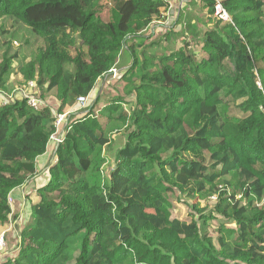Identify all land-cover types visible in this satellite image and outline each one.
I'll return each instance as SVG.
<instances>
[{"label":"trees","instance_id":"16d2710c","mask_svg":"<svg viewBox=\"0 0 264 264\" xmlns=\"http://www.w3.org/2000/svg\"><path fill=\"white\" fill-rule=\"evenodd\" d=\"M200 1L212 23L205 56L188 41L161 55L142 48L167 0H0V18L38 37L22 78L55 91L58 104L0 102V232L11 191L36 173L54 115L88 96L86 112L69 115L31 222L0 264H264V0ZM215 2L231 22L213 15ZM107 7L114 20L101 19ZM122 52L129 80L97 110V82ZM12 59L0 61V92ZM111 133L124 140L103 172Z\"/></svg>","mask_w":264,"mask_h":264},{"label":"rangeland","instance_id":"374dc122","mask_svg":"<svg viewBox=\"0 0 264 264\" xmlns=\"http://www.w3.org/2000/svg\"><path fill=\"white\" fill-rule=\"evenodd\" d=\"M180 4L182 9L179 11L178 17L174 12L171 14L172 17H170L168 21V25L174 26V24H176L175 30L173 31V27L166 28L167 30L172 29L169 31V34H166L163 32L165 31L164 29H155L152 31L151 27L153 26L151 25V27L145 31L146 38L144 44H142V48H145L148 52L153 54L161 55L167 51L169 52L170 49H178L183 43L188 41L187 49L190 52L196 53L198 56H205V52L202 50V33L212 25L211 22L209 23L207 21L208 9L204 8L200 0H180ZM114 18L115 11L109 7L104 9L101 13V19L103 21L114 20ZM162 24L165 25L166 21L164 20ZM37 45L38 37L27 25L16 21L13 18H0V61L3 57L13 58L11 71L5 78L8 89L0 92V102L10 101L9 99L11 98L14 99L20 97L24 92L29 94V81H25L22 78L20 68L35 54ZM129 66V56L127 55V52H122L118 60L112 66L110 72L98 81V86L93 93V96L99 95L101 99L100 105H97V110L108 103L107 99L109 100V98H113L117 95L122 96V87L129 80V78H124L123 75ZM43 89H37L34 87L30 93L39 100H45L46 103H49L53 107L50 101L52 100L50 95H55V91L48 93L44 92ZM84 109L87 108L84 107ZM84 109L80 107L77 111H83ZM231 113L240 115L241 111L235 106V104H231ZM110 137L113 150L105 151V156L108 161L103 167V172L104 170H109L113 165L114 161L113 158H110V155L113 154V151H115L118 145L122 144L124 134L111 133ZM55 158L56 157H54V159ZM45 178L46 176H43L42 174L35 176L36 183L23 189V197H21L20 202L14 204V198L10 196L11 217L9 227H4L0 232V235L4 239V247L2 248V251H0V254L6 250L13 251L17 247V240L20 231L27 227L31 222L30 206L39 200V196L36 192V185L38 184L41 187V182L45 185L47 181V178ZM31 183H33V179H31ZM214 201L215 200L209 199V203L211 204H214ZM177 211L179 212V210ZM216 223L217 221H213L209 228L213 230V225ZM212 234H214V231Z\"/></svg>","mask_w":264,"mask_h":264},{"label":"crops","instance_id":"0c3cea01","mask_svg":"<svg viewBox=\"0 0 264 264\" xmlns=\"http://www.w3.org/2000/svg\"><path fill=\"white\" fill-rule=\"evenodd\" d=\"M168 2H169V7H168V9H167V11H166V18H165V21H166V24L164 25V24H162V23H155L154 25H152L153 27H151V29H152V31H154L155 29H157V30H161V29H164L165 31H163V32H165V33H167L169 30H167L166 28H171L172 27V25H168V21H169V19H170V17H172V13H174L175 12V14H177V17H178V13H179V11H181V9H182V7H181V4H180V0H167ZM181 1H183V0H181ZM155 27V28H154ZM150 28V27H149ZM148 28V29H149ZM154 28V29H153ZM175 30V29H174ZM151 31V32H152ZM130 59V58H129ZM98 81H100V80H98ZM98 83V82H97ZM98 86V84L96 85V87ZM95 87V88H96ZM94 93V92H93ZM96 96H98V95H96ZM52 98V100H50L51 101V104L53 105V107L48 103V105H50L51 106V108H52V110L53 111H55L54 109H56L57 108V102H56V99L54 98V97H51ZM100 103H101V101L99 102V105H100ZM57 104V105H56ZM56 108H55V107ZM76 107H77V109H80V107H79V104L77 103V104H75L74 106H72L71 108H67V109H65L66 111H71V112H75L76 113V115H81V113H84V112H86V109H84L83 111H77V109H76ZM86 108V107H85ZM97 108V107H96ZM74 113V114H75ZM57 146L58 145H56V144H54L53 143V141H49V143H48V145H47V148H46V151H45V153L43 154V155H40L39 157H37V162H36V173H35V175L33 176V177H31L27 182H26V184L25 185H22V186H20V187H18V188H15V189H13L12 191H11V193H10V196H12L14 199H13V201H14V204L15 203H18V202H20L21 201V197H23V189L26 187H29L30 185H32V184H35L36 183V179H35V176H38V175H40V174H42L43 176H46V178L48 179L49 178V175H50V173H49V168H50V166H51V164L53 163V161H55L57 158H55L54 159V157H56V155H55V151H56V148H57ZM45 178V179H46ZM31 179H33V183H31ZM35 179V180H34ZM29 181H30V184H29ZM42 185H44V183L43 182H41V186ZM37 188H40V185H36V189ZM7 227H9V226H7ZM7 227H5V228H7ZM6 230V229H5ZM7 232V231H6ZM10 252V251H9Z\"/></svg>","mask_w":264,"mask_h":264},{"label":"built area","instance_id":"2783aa9c","mask_svg":"<svg viewBox=\"0 0 264 264\" xmlns=\"http://www.w3.org/2000/svg\"><path fill=\"white\" fill-rule=\"evenodd\" d=\"M213 15L218 18L219 20L223 21V22H231V18L228 14V12L226 11V9L222 6L221 3L219 2H215L214 6H213ZM164 21L158 22V23H162ZM35 87V84L33 81H29L28 84V92L29 94H26V92H24L22 94V96L20 97H24L27 99V103L29 106H31L34 109H37L39 107V105L41 104V101L37 98H35L30 92L33 90V88ZM13 98L9 99L10 101ZM79 104V107H86L87 103H88V96L85 97H78L77 101ZM71 111H65L62 113H56L55 116V121H54V129L55 131L53 132V134L50 136V141H53L54 144L59 145L64 137L65 134L68 130H70L71 128V121L69 118V115L71 114ZM56 161V160H55ZM211 200H215L216 199V195H213L210 197ZM11 202V199L9 197V203ZM4 247V239L3 237L0 235V251H2V248Z\"/></svg>","mask_w":264,"mask_h":264}]
</instances>
